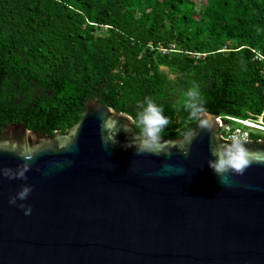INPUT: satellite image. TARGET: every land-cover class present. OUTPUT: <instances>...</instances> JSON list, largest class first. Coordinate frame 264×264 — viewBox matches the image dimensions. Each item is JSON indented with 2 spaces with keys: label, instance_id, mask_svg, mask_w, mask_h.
<instances>
[{
  "label": "water",
  "instance_id": "water-1",
  "mask_svg": "<svg viewBox=\"0 0 264 264\" xmlns=\"http://www.w3.org/2000/svg\"><path fill=\"white\" fill-rule=\"evenodd\" d=\"M221 124L153 139L93 99L67 134L0 128V264H264V143ZM237 144L260 162L217 173Z\"/></svg>",
  "mask_w": 264,
  "mask_h": 264
},
{
  "label": "trees",
  "instance_id": "trees-1",
  "mask_svg": "<svg viewBox=\"0 0 264 264\" xmlns=\"http://www.w3.org/2000/svg\"><path fill=\"white\" fill-rule=\"evenodd\" d=\"M93 99L148 138L150 103L155 138L264 123V0H0V128L67 134Z\"/></svg>",
  "mask_w": 264,
  "mask_h": 264
},
{
  "label": "clouds",
  "instance_id": "clouds-1",
  "mask_svg": "<svg viewBox=\"0 0 264 264\" xmlns=\"http://www.w3.org/2000/svg\"><path fill=\"white\" fill-rule=\"evenodd\" d=\"M142 122L147 127V134L155 139L156 133L163 125L167 124L168 121L161 115V110L150 103L147 108L146 114L142 118ZM250 157L255 159L257 162H260V158L258 156H254L252 153L248 152L239 144H237L234 151L232 149H229L228 159L226 161L222 159L220 163L215 166V170L217 173H222L226 170L225 166L227 165L234 168L237 173L242 175L244 170L250 164ZM222 183H224V181H222ZM27 191L28 189H25V191L21 193V198H23L24 194Z\"/></svg>",
  "mask_w": 264,
  "mask_h": 264
},
{
  "label": "built area",
  "instance_id": "built-area-1",
  "mask_svg": "<svg viewBox=\"0 0 264 264\" xmlns=\"http://www.w3.org/2000/svg\"><path fill=\"white\" fill-rule=\"evenodd\" d=\"M234 121L240 123L242 126L251 128L250 126L254 125H263L264 123L262 120L259 122H253L251 120L248 121H241V120H236ZM256 128V127H254ZM221 133L223 134V137L227 140L234 141V142H239V141H249L251 137V132L247 131L243 128H236L234 131H232L231 127L227 126L226 124H221ZM257 130V129H255ZM259 130V129H258ZM264 132V130H262Z\"/></svg>",
  "mask_w": 264,
  "mask_h": 264
},
{
  "label": "rangeland",
  "instance_id": "rangeland-1",
  "mask_svg": "<svg viewBox=\"0 0 264 264\" xmlns=\"http://www.w3.org/2000/svg\"><path fill=\"white\" fill-rule=\"evenodd\" d=\"M256 128H254V127H251L250 129H247V131H250L251 133H257V134H259V135H262V136H264V132L262 131V130H255ZM222 130V129H221Z\"/></svg>",
  "mask_w": 264,
  "mask_h": 264
},
{
  "label": "bare ground",
  "instance_id": "bare-ground-1",
  "mask_svg": "<svg viewBox=\"0 0 264 264\" xmlns=\"http://www.w3.org/2000/svg\"><path fill=\"white\" fill-rule=\"evenodd\" d=\"M252 127H256V129H259V130H264V126L263 125H254V126H252Z\"/></svg>",
  "mask_w": 264,
  "mask_h": 264
},
{
  "label": "flooded vegetation",
  "instance_id": "flooded-vegetation-1",
  "mask_svg": "<svg viewBox=\"0 0 264 264\" xmlns=\"http://www.w3.org/2000/svg\"><path fill=\"white\" fill-rule=\"evenodd\" d=\"M249 141H252V140L250 139ZM259 142L264 143V140L263 141H259Z\"/></svg>",
  "mask_w": 264,
  "mask_h": 264
}]
</instances>
